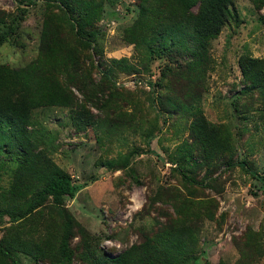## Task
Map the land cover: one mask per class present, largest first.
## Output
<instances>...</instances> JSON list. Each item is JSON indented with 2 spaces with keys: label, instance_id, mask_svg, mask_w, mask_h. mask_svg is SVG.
<instances>
[{
  "label": "rangeland",
  "instance_id": "rangeland-1",
  "mask_svg": "<svg viewBox=\"0 0 264 264\" xmlns=\"http://www.w3.org/2000/svg\"><path fill=\"white\" fill-rule=\"evenodd\" d=\"M96 1L100 12L87 14L89 0H69L80 29L55 3L0 0L8 82L28 80L26 71L35 81L52 76L70 103L38 100L28 138L0 122L2 248L20 264H144L143 248L185 237L180 252L199 263L264 264V186L225 164L243 160L264 177L263 98L240 68L246 54L264 57V6L233 0L227 23L202 45L200 65L183 32L152 38L175 0ZM198 115L212 134L205 143L192 134ZM61 173L74 195L62 207L47 196L26 212ZM0 264L10 259L0 253Z\"/></svg>",
  "mask_w": 264,
  "mask_h": 264
},
{
  "label": "trees",
  "instance_id": "trees-1",
  "mask_svg": "<svg viewBox=\"0 0 264 264\" xmlns=\"http://www.w3.org/2000/svg\"><path fill=\"white\" fill-rule=\"evenodd\" d=\"M44 1L55 3L61 8L73 27H80L81 29L85 26L83 19H77L72 15L73 9L69 5V0ZM251 1L259 7L264 6V0ZM196 4L197 11L194 13L192 8ZM232 4L233 0H175V6L169 10L165 9L162 12V18L160 17L156 21L158 32L152 33V38L168 41L170 39L173 40L176 33L183 32L188 38L187 42L191 43L192 47H195V50L199 53V55H194V57L199 64L202 65V45L217 37L222 27L228 21ZM85 5L86 8L84 11L87 14L89 9L95 14H98L102 9L100 3L96 0H89ZM145 10L146 8L142 9V17L147 14ZM75 35L82 43L90 46L93 45V40L82 35L79 29L75 30ZM3 39V35L0 36V43ZM185 51H188V49L185 48ZM240 68L243 76L249 82L251 89L257 88L259 90L264 103V57H252L251 55L246 54L241 58ZM100 70L102 77L115 85V81L111 77L109 71L101 68ZM7 75L8 73L6 71L0 69V122H5L8 125H11L17 134H22V138H28L27 134L30 132L27 130L26 126L31 123L32 108L38 104V100L45 99L47 103L70 105V103H68L69 96L61 89L59 83H57L52 76L46 75L42 79L40 78L35 81L36 77L33 73L26 71V77L28 80L11 81V83H9ZM2 85H9L11 87H9L7 92H4ZM15 93H17L19 97L13 101L12 95ZM152 104H154L153 99ZM80 126L84 125L82 124ZM192 134L195 139L204 143L208 142L211 138L212 134L209 124L203 116L198 115L194 118L192 122ZM151 152L155 154L157 159H162V157H160L155 151ZM225 164L228 166H240L246 172L257 177L264 186V177L258 175L257 172L249 168L245 161L238 160L234 162H226ZM179 170L181 171L180 168ZM182 177L203 186L208 183L207 177L202 178L201 180H194L184 173H182ZM75 189L76 187L72 185L70 177L65 173H61L59 176L44 185L41 193L36 197L35 202L26 209V212L33 210L36 207V203L47 196H52L55 203L62 207L64 196L72 197L75 193ZM24 214L25 213L18 215V218ZM63 223L67 225L68 221L63 219ZM70 229L71 228H67L66 232H68V230L70 231ZM176 239H178V242ZM184 240L185 237H165L163 240L155 241L152 249L146 250L143 248L144 251L140 254L139 258L144 261V264H210L207 260L199 263L197 260L198 258L194 255L181 253V249L185 246ZM1 243L0 240V253L10 259V264H20L10 253L2 248ZM60 249L62 254L66 255V233L61 238ZM115 261H119V259H116Z\"/></svg>",
  "mask_w": 264,
  "mask_h": 264
}]
</instances>
